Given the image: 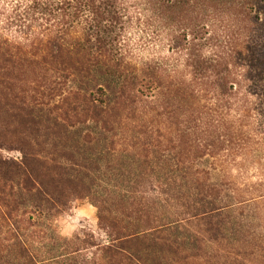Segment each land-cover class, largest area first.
<instances>
[{
    "label": "trees",
    "instance_id": "1",
    "mask_svg": "<svg viewBox=\"0 0 264 264\" xmlns=\"http://www.w3.org/2000/svg\"><path fill=\"white\" fill-rule=\"evenodd\" d=\"M132 114L130 170L166 194L148 208L118 182L94 199L98 136ZM258 148L264 0H0V264H173L184 226L216 236L232 207L185 163ZM72 196L91 199L103 239L56 232Z\"/></svg>",
    "mask_w": 264,
    "mask_h": 264
},
{
    "label": "rangeland",
    "instance_id": "2",
    "mask_svg": "<svg viewBox=\"0 0 264 264\" xmlns=\"http://www.w3.org/2000/svg\"><path fill=\"white\" fill-rule=\"evenodd\" d=\"M87 131H90V127H80L81 136ZM143 137L147 140L153 138L149 134ZM98 138L94 149L101 152V160L94 175L99 184L94 199L116 195V189L113 188L117 182L123 193L139 189L135 195L144 202L145 207L152 204L153 200H159L157 197L160 200L166 197L164 192L159 195L160 192L151 188L147 173L136 177L134 170H130L133 169V114L122 128L116 127L101 133ZM111 141L115 143L112 145ZM4 153L18 156L15 151ZM245 157L243 160H235L236 165L223 163L220 169L219 166L210 169L213 166L207 159L185 163L189 166V172L209 170V175L203 174L202 178L220 185L225 195L222 201L231 203L232 207L221 216L227 219L228 224L216 236L206 229L208 224L203 220L184 226L188 240L185 245H180L177 260L173 264H264V196H261L264 194V150L258 148L247 151ZM120 169L127 175L124 180L115 176V172ZM225 173L228 178H224ZM107 177L110 178L105 180ZM128 187L129 191L126 190ZM76 197L72 196L67 207L56 217V232L68 237L89 233L95 239H103V233L97 227L96 208L91 199L87 196ZM157 204V211L162 212L164 202ZM191 253L195 255L188 257Z\"/></svg>",
    "mask_w": 264,
    "mask_h": 264
}]
</instances>
